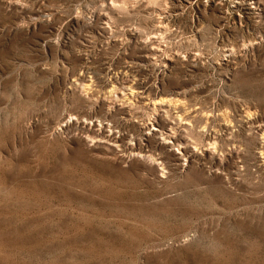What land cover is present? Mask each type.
Returning <instances> with one entry per match:
<instances>
[{"label":"rangeland","instance_id":"1","mask_svg":"<svg viewBox=\"0 0 264 264\" xmlns=\"http://www.w3.org/2000/svg\"><path fill=\"white\" fill-rule=\"evenodd\" d=\"M214 1L0 0V264H264V0Z\"/></svg>","mask_w":264,"mask_h":264},{"label":"bare ground","instance_id":"2","mask_svg":"<svg viewBox=\"0 0 264 264\" xmlns=\"http://www.w3.org/2000/svg\"><path fill=\"white\" fill-rule=\"evenodd\" d=\"M215 1H216V0H215ZM215 1H214V2H215ZM208 2H209V1H208ZM121 3H122V2H121ZM218 3H220V2H218ZM244 3H245V2H244ZM219 5H222V3L219 4ZM219 5H218V6H219ZM113 6H114V5H113ZM117 6H118V5H117ZM215 6H216V5H215ZM118 7H119V6H118ZM255 9H256V8H255ZM253 10H254V9H253ZM156 88H157V87H156ZM133 89H134V88H133ZM155 91H156V90H155ZM157 93H158V92H157ZM176 108H177V107H176Z\"/></svg>","mask_w":264,"mask_h":264}]
</instances>
